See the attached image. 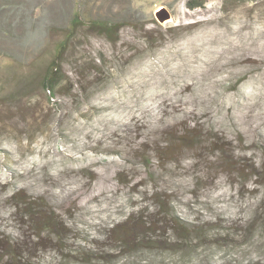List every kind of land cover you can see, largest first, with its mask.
I'll return each mask as SVG.
<instances>
[{"label":"rangeland","instance_id":"rangeland-1","mask_svg":"<svg viewBox=\"0 0 264 264\" xmlns=\"http://www.w3.org/2000/svg\"><path fill=\"white\" fill-rule=\"evenodd\" d=\"M186 1L0 0V264H264V0Z\"/></svg>","mask_w":264,"mask_h":264},{"label":"trees","instance_id":"trees-1","mask_svg":"<svg viewBox=\"0 0 264 264\" xmlns=\"http://www.w3.org/2000/svg\"><path fill=\"white\" fill-rule=\"evenodd\" d=\"M204 2L205 0H187L186 5L189 8H195L202 6ZM123 24L125 23L107 22L102 20L83 21L79 18L77 14H75L71 19L70 25L67 28H65L64 30L65 38L63 41L59 43L58 46L59 48L57 49L56 55L51 60L48 66L47 73L45 74L43 81V89L51 93L57 86L58 84L57 59L59 58L58 56L64 51L66 40L72 38L80 26L84 25L89 30L99 35L105 36L108 40L115 41L118 38V32Z\"/></svg>","mask_w":264,"mask_h":264},{"label":"water","instance_id":"water-1","mask_svg":"<svg viewBox=\"0 0 264 264\" xmlns=\"http://www.w3.org/2000/svg\"><path fill=\"white\" fill-rule=\"evenodd\" d=\"M156 17L159 20H164L169 18V13L167 12V10L162 6L160 7L157 11H156Z\"/></svg>","mask_w":264,"mask_h":264},{"label":"bare ground","instance_id":"bare-ground-1","mask_svg":"<svg viewBox=\"0 0 264 264\" xmlns=\"http://www.w3.org/2000/svg\"><path fill=\"white\" fill-rule=\"evenodd\" d=\"M160 7H162V6H160ZM160 7H158V9H159ZM164 21H165V20H164ZM164 21H163V22H164ZM166 21H167V20H166ZM161 22H162V21H161Z\"/></svg>","mask_w":264,"mask_h":264}]
</instances>
